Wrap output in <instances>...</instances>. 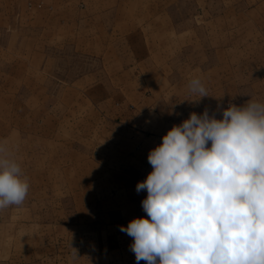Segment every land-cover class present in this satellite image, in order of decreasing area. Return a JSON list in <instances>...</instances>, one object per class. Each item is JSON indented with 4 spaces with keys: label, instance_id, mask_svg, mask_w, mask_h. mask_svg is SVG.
Masks as SVG:
<instances>
[{
    "label": "rangeland",
    "instance_id": "1",
    "mask_svg": "<svg viewBox=\"0 0 264 264\" xmlns=\"http://www.w3.org/2000/svg\"><path fill=\"white\" fill-rule=\"evenodd\" d=\"M249 100L264 103V0H0V142L30 183L0 210V264L137 263L103 209L139 215L172 126Z\"/></svg>",
    "mask_w": 264,
    "mask_h": 264
},
{
    "label": "clouds",
    "instance_id": "2",
    "mask_svg": "<svg viewBox=\"0 0 264 264\" xmlns=\"http://www.w3.org/2000/svg\"><path fill=\"white\" fill-rule=\"evenodd\" d=\"M188 88L209 96L199 78ZM147 159L153 170L136 185L147 218L119 229L133 238L137 264H264V103L229 104L220 119L192 112ZM29 189L0 142V210L21 206Z\"/></svg>",
    "mask_w": 264,
    "mask_h": 264
},
{
    "label": "crops",
    "instance_id": "3",
    "mask_svg": "<svg viewBox=\"0 0 264 264\" xmlns=\"http://www.w3.org/2000/svg\"><path fill=\"white\" fill-rule=\"evenodd\" d=\"M151 27H147V30H151V31H162L163 30V27L161 25H159L158 23H155V24H152L150 25ZM126 187L128 189H130V185H126L125 183L123 185H121V188L123 189H126ZM128 200L130 201V198H128ZM131 202V201H130ZM119 203H121L119 201ZM125 207L127 206H123V208L119 207V206H111L110 209L108 208H105L103 209L105 212H106V216H108V218L106 219L107 221V224H111L113 227L111 231H107L109 233H113L115 234V238L116 239H120V240H125V242H129V247L130 245L132 244L131 242L133 241V238L128 236L126 233L124 232H121L119 229H120V226H127V224L134 218H140V217H143V218H147V214L143 211V208H142V204L140 205V209H139V215L137 216H132L126 209ZM111 211V212H110ZM114 212H116L117 214V218H113L111 215L112 213L114 214ZM111 213V215H110ZM101 224H103V222H101ZM99 229L100 226L98 227ZM94 230V228H93ZM123 237V238H121ZM111 252H115V254L117 255V250H114V251H111ZM120 256V253L118 254ZM116 261V260H115ZM117 262L119 263H122L121 260H118ZM141 263L142 264H146V261H143L141 260ZM124 264H137L135 262H131L130 259L128 261H125ZM140 264V263H139Z\"/></svg>",
    "mask_w": 264,
    "mask_h": 264
}]
</instances>
